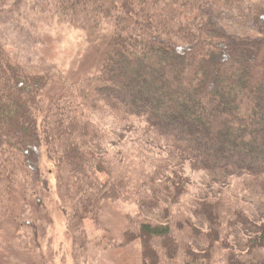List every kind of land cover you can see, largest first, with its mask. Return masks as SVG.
Listing matches in <instances>:
<instances>
[{
	"label": "trees",
	"instance_id": "1",
	"mask_svg": "<svg viewBox=\"0 0 264 264\" xmlns=\"http://www.w3.org/2000/svg\"><path fill=\"white\" fill-rule=\"evenodd\" d=\"M23 1L13 0L11 8ZM251 1L218 0L227 8ZM207 2L49 0L51 18L86 40H98L104 25L111 27L113 49L98 73L73 85V97H63L56 120L43 131L34 111L48 76L12 61L0 43V214L15 212V165L39 181L42 143L55 164L59 191L78 200L79 220H96L108 201L170 213L186 179L167 170V163L148 172L149 159L142 155L138 163L124 152L107 155L111 135L91 120L98 113L118 115L122 123L140 121L142 137L162 143L192 171L244 172L245 190L264 193V61L257 56L264 47V6L251 16L256 35L235 37L197 16ZM188 16L193 18L184 22ZM226 197L194 203L191 212L205 230L181 212L165 224L129 217L122 243L140 242L139 264H264V224L251 225ZM242 225L255 233L237 252L225 238Z\"/></svg>",
	"mask_w": 264,
	"mask_h": 264
},
{
	"label": "rangeland",
	"instance_id": "2",
	"mask_svg": "<svg viewBox=\"0 0 264 264\" xmlns=\"http://www.w3.org/2000/svg\"><path fill=\"white\" fill-rule=\"evenodd\" d=\"M11 1L0 5V11L7 13L6 18L0 17V43L12 61L48 76L34 111L37 127L43 131L47 123L52 125L56 120L57 116L53 115L59 112L57 108L63 97H73V85L85 75L98 73L103 56L112 52L111 27L104 25L100 39L86 40L80 31L59 25L51 18L49 0H24L13 8ZM260 6H264V0L232 8L224 7L218 0H208L197 16L208 17L223 34L252 37L256 34L250 24L251 16ZM192 16L183 21L191 20ZM257 56L264 61V47ZM91 120L110 133L106 147L110 157L124 152L138 163L142 155L149 159L145 166L148 172L168 164L167 170L180 173L186 185L181 187L183 196L179 203L169 205L170 213L164 216L161 210L108 201L102 205L96 220H79L75 215L78 200H69L59 191L55 164L49 160L47 147L42 143L39 181L19 165L13 167L11 198L15 212L0 214V264H139L140 242L122 243L127 218L165 224L168 216L181 212L197 228L205 230V225L191 212L194 203L219 200L223 195H227L228 203H236L244 211L251 225L264 224V193L245 190L244 172L192 171L184 158L169 152L162 143L142 137L144 129L140 121L122 123L118 115L100 113ZM98 178L105 180L103 175ZM166 205L162 203L163 207ZM254 233V229L242 225L237 227V233L224 238L234 250L244 252L245 241ZM192 245L197 251L202 250L197 244Z\"/></svg>",
	"mask_w": 264,
	"mask_h": 264
}]
</instances>
